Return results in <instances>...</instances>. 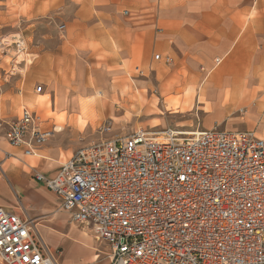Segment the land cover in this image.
I'll list each match as a JSON object with an SVG mask.
<instances>
[{
  "label": "crops",
  "instance_id": "obj_1",
  "mask_svg": "<svg viewBox=\"0 0 264 264\" xmlns=\"http://www.w3.org/2000/svg\"><path fill=\"white\" fill-rule=\"evenodd\" d=\"M17 29L31 60L7 63L0 44V118L28 107L53 137L38 157H24L0 135V207L31 221L57 264L105 263L89 231L70 223L33 175L53 179L106 116L102 125L120 129V101L143 111L177 99L195 112L198 131L219 125L264 139V0H0V38ZM126 77L130 95L119 88ZM32 82L44 83L40 99ZM177 105L170 115L185 113ZM83 116L91 123L81 133Z\"/></svg>",
  "mask_w": 264,
  "mask_h": 264
},
{
  "label": "built area",
  "instance_id": "obj_2",
  "mask_svg": "<svg viewBox=\"0 0 264 264\" xmlns=\"http://www.w3.org/2000/svg\"><path fill=\"white\" fill-rule=\"evenodd\" d=\"M15 36L3 47L19 57L27 50ZM43 124L23 106L4 140L38 157L53 135ZM33 179L110 248L108 264H264V139L253 132L136 129L78 148L53 179ZM0 264L57 261L31 221L0 207Z\"/></svg>",
  "mask_w": 264,
  "mask_h": 264
},
{
  "label": "rangeland",
  "instance_id": "obj_3",
  "mask_svg": "<svg viewBox=\"0 0 264 264\" xmlns=\"http://www.w3.org/2000/svg\"><path fill=\"white\" fill-rule=\"evenodd\" d=\"M19 33V30L17 29L16 31H13L11 33H8L7 35H4L3 37L0 38V44L3 45V42L6 41L7 45L11 43L12 38H15L16 34ZM3 50V48L1 49ZM9 52V58L7 59V63H12L13 66H19L15 60L17 59L19 62H23V63H29L30 56H29V52L26 51L24 54L20 55L19 57H13L14 50L12 48H8ZM14 58V59H13ZM17 69V68H16ZM29 75L34 74L36 72V68L35 66H29L28 65V69H27ZM41 86L42 89V93L37 94L35 92V89L37 87ZM31 89L33 90L34 93V98L36 99H40L41 95H45L46 91H45V86L44 83H38V82H32L30 85ZM121 89H123L124 91H126L129 95L131 94V91L133 90V85L130 81L129 77L125 78V83L123 86L119 87ZM126 93V94H127ZM155 94V91H154ZM130 99L132 101L136 102H143L144 103V99L142 97L139 96H134V97H127L124 98L123 100H127ZM172 100V98H169ZM61 101V99H58ZM57 100V101H58ZM168 100V99H167ZM181 100V99H180ZM121 103L117 105V110L121 109V112L116 113V116L114 115L115 118H121V127L120 129L116 130L115 132L112 131L111 134L105 135V136H126L129 135L130 133H132L133 131H135L136 129H142L146 132L149 133H159V132H163L166 129H172L174 131H180L181 134H184L186 132H194L197 128L198 125V118L195 115V112H193V110H190L192 108L190 107H186V104H182L179 101L180 104V110H185V113L181 114V115H170V111L173 110V106L171 104H169V108L167 107L166 101H161L159 99H156V104L158 106L157 109H150L147 108L143 111H139V106L137 104V107H125L124 106V101H120ZM168 102V101H167ZM170 103V102H168ZM19 105V104H18ZM143 105V104H141ZM178 106V105H176ZM177 110V109H176ZM153 112V113H152ZM44 116L45 117H53L49 110L44 112ZM200 116V114H199ZM103 117L101 114L99 116V118ZM44 118V117H43ZM80 118H78L79 120ZM112 120H116L113 117H111ZM109 119V116H106L104 118V120L97 124L93 130H89L88 132H86L85 134H83L82 136H80L77 141L79 143L78 147H82V146H86L88 144L94 143L93 141L95 140H99L102 136L99 134V129L102 126L103 122H107ZM10 121H12V119H6V118H0V135L3 136L4 131L6 129V125L8 123H10ZM85 121V122H84ZM84 123L82 122L83 125H80L81 122L79 123V128L81 133H84L86 127H87V120L84 118ZM79 122V121H78ZM88 130V129H87ZM52 139H50L51 141ZM96 141V142H97ZM77 147V148H78ZM76 148V149H77ZM67 229V231H70V228L65 227ZM79 229L81 231H83L82 227H79ZM77 233H73V235H76ZM96 246L98 249L97 253L99 255V259L98 262L100 263H105L108 264L109 262V256H110V248L108 246H106L104 243L102 242H97L96 241Z\"/></svg>",
  "mask_w": 264,
  "mask_h": 264
},
{
  "label": "bare ground",
  "instance_id": "obj_4",
  "mask_svg": "<svg viewBox=\"0 0 264 264\" xmlns=\"http://www.w3.org/2000/svg\"><path fill=\"white\" fill-rule=\"evenodd\" d=\"M52 100H53V99H52ZM159 100H160V99H159ZM155 101H156V100H155ZM167 101L170 102V103H172V100H171V99H168ZM177 104H179V102H178V100L176 99V100H174V103H173V105H172V106H173V109H174L173 113H176V109H177V107H178V106H176ZM32 106H33V105H32ZM60 107H61V105H59V106L57 107V110H58ZM88 107H89V106H88ZM33 108H34V107H33ZM83 108H84V107H83ZM85 110H86V109H85ZM85 110H83V111H85ZM183 111H185V110H181L180 112H183ZM84 113H85V112H84ZM152 113H153V112H152ZM183 113H184V112H183ZM84 116H85V115H84ZM84 116H83V118H84ZM78 118H80V117H78ZM85 118H86V117H85ZM89 119H90V118H89ZM89 119H88V120H89ZM88 120H87V122H88ZM76 121H77V120H76ZM78 121H79L78 123L81 122L80 125L85 126L84 124H82V122L84 121L83 119L80 118ZM90 121H91V120H89V122H90ZM84 122H85V121H84ZM84 122H83V123H84ZM87 122H86V123H87ZM90 123H91V122H90ZM93 123H94V122H93ZM111 130H112V127H111ZM161 133H162V132L156 133V136H157V135H160ZM192 133H193V132H189V131H188V132L184 133L183 135H191ZM52 137H53V135H52ZM51 139H52V138H51ZM159 139H161V137H159ZM86 234H87V233H86Z\"/></svg>",
  "mask_w": 264,
  "mask_h": 264
}]
</instances>
